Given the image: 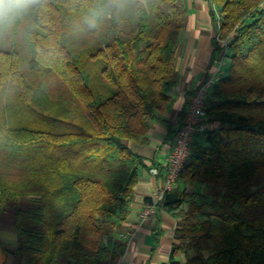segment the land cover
<instances>
[{
	"label": "trees",
	"instance_id": "obj_1",
	"mask_svg": "<svg viewBox=\"0 0 264 264\" xmlns=\"http://www.w3.org/2000/svg\"><path fill=\"white\" fill-rule=\"evenodd\" d=\"M31 0L0 30V214L13 263L117 264L145 160L172 104L185 0ZM229 62L157 208L180 217L170 264H264V0H208ZM174 131H170V139ZM187 187H191L187 190ZM204 190V191H203ZM183 254L184 259L176 258Z\"/></svg>",
	"mask_w": 264,
	"mask_h": 264
},
{
	"label": "crops",
	"instance_id": "obj_2",
	"mask_svg": "<svg viewBox=\"0 0 264 264\" xmlns=\"http://www.w3.org/2000/svg\"><path fill=\"white\" fill-rule=\"evenodd\" d=\"M185 2L188 15L186 24L177 36V79L172 89V104L161 114L163 121H155L150 125L145 142H127L130 149L145 160L146 168L139 173L129 213L122 223L120 233L127 234L126 247L117 264H170V252L180 218L177 210L160 206L141 222L137 214L162 185L165 157L171 144L170 131L176 130L185 112L190 91L209 74L211 60L218 51L214 50L216 26L210 15V2ZM214 125L209 122V129ZM190 189L187 187V190ZM15 246L16 237L12 226L0 227V264L13 263L11 251ZM176 258L183 260L184 255L179 254Z\"/></svg>",
	"mask_w": 264,
	"mask_h": 264
},
{
	"label": "built area",
	"instance_id": "obj_3",
	"mask_svg": "<svg viewBox=\"0 0 264 264\" xmlns=\"http://www.w3.org/2000/svg\"><path fill=\"white\" fill-rule=\"evenodd\" d=\"M217 42L220 48L211 60L210 72L198 86L190 91L185 112L171 138L170 148L165 157V173L162 185L139 210L137 214L139 222L151 216L157 208V204L162 200L164 192L175 186L185 160L190 154L194 135L209 129V121L205 113L206 98L209 90L224 72L225 59L229 60L228 38H218ZM120 237L125 239L127 234L120 233Z\"/></svg>",
	"mask_w": 264,
	"mask_h": 264
},
{
	"label": "clouds",
	"instance_id": "obj_4",
	"mask_svg": "<svg viewBox=\"0 0 264 264\" xmlns=\"http://www.w3.org/2000/svg\"><path fill=\"white\" fill-rule=\"evenodd\" d=\"M30 2L31 0H0V30L11 24ZM108 2L116 3L118 0H108Z\"/></svg>",
	"mask_w": 264,
	"mask_h": 264
},
{
	"label": "rangeland",
	"instance_id": "obj_5",
	"mask_svg": "<svg viewBox=\"0 0 264 264\" xmlns=\"http://www.w3.org/2000/svg\"><path fill=\"white\" fill-rule=\"evenodd\" d=\"M140 0H120L118 4V15L119 16H126L130 19H133V12L136 4ZM229 60L227 58L225 59L226 65L223 67V69L226 68L228 65ZM204 191V190H203ZM12 225V217L8 212L0 214V227H7L11 228Z\"/></svg>",
	"mask_w": 264,
	"mask_h": 264
}]
</instances>
